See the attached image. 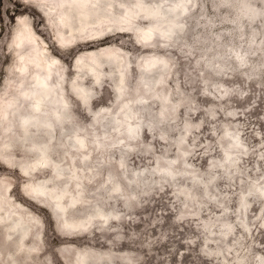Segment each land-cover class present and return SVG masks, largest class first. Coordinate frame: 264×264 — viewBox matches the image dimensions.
I'll return each instance as SVG.
<instances>
[{"label":"rangeland","instance_id":"rangeland-1","mask_svg":"<svg viewBox=\"0 0 264 264\" xmlns=\"http://www.w3.org/2000/svg\"><path fill=\"white\" fill-rule=\"evenodd\" d=\"M137 1L114 0V16L136 12ZM140 1L161 4L167 20L140 15L122 30L113 22L100 38L61 47L41 5L0 0V94L19 79L14 35L23 17L59 58L70 103L68 121L56 125L47 144L61 176L51 168L30 178L18 170L20 161L37 158L32 145L47 136L25 134L17 121L11 130L0 122V145L16 161L8 166L9 157L0 155V189L2 180L9 181L26 221L29 214L38 220L25 239L38 246L31 254L17 251L20 233L8 239L0 224V264H70L77 250L88 264H264V0H185L187 10L176 22L166 8L179 0ZM152 25L167 36L157 33L152 43H140V28ZM91 51L102 72L98 82L75 69L76 58L84 54L88 61ZM147 55L160 57L159 65L144 68ZM117 60L125 68L121 96ZM75 83L91 93L88 108ZM125 101L129 105L120 109ZM96 113L104 114L100 123L93 120ZM128 122L139 128L135 140L126 137ZM76 133L89 143L112 142L101 153L93 148L87 163L74 155L79 195L67 182ZM122 133L125 141L115 144ZM170 161L173 173L165 169ZM30 182L70 188L80 202L68 205L67 218L92 222L81 234L63 235L71 224L64 226L29 198Z\"/></svg>","mask_w":264,"mask_h":264},{"label":"bare ground","instance_id":"bare-ground-1","mask_svg":"<svg viewBox=\"0 0 264 264\" xmlns=\"http://www.w3.org/2000/svg\"><path fill=\"white\" fill-rule=\"evenodd\" d=\"M30 1L44 8L46 17L55 30V38L61 47L74 46L81 42L100 38L107 33V29L113 22L119 24L118 27L122 30L123 23L128 25L129 22L134 21V19H137L140 15L151 18L154 14L158 13L159 15H156L158 20L162 22L167 20V15H163V6L161 4L158 3L151 6L140 0L135 3L136 12H131L130 10L127 11L125 15L121 14L120 17L114 16V11L116 9L114 0ZM169 9L173 11V17H171L170 20L176 22L186 12V2L185 0H179L178 3L167 6L166 10ZM157 33L163 38L168 34H166L165 30H161L158 25L140 28V43L145 45L152 43ZM40 39L43 45H41ZM14 46L18 58L17 76L19 79L16 83L10 84L12 90L5 92V96L0 94V122L5 124L7 130H11L17 121L25 134L31 133L32 130L34 133L45 134L47 136V141H45L44 144L32 145V148L38 153L37 158L30 162L24 160L20 161L16 168L21 170L28 178L32 176V172H36L43 168H51L52 174L61 176L62 171L59 169V163L51 157L47 146L48 142H53L56 125L58 124L63 127L64 123L68 121L70 113V103L64 93V87L62 85L63 72H61V67L59 66L60 60L49 53L47 43L37 35L32 24L23 17H19V26L14 35ZM104 51L108 52L109 55L113 53L110 49ZM89 56H92L91 59L84 61V54H80L75 60V69L78 71H88L92 79L98 82L102 75V72L96 66L99 61L93 55L92 51L89 53ZM160 60L161 58L156 55H147L143 59L142 66L147 69L148 67L159 65ZM118 67L120 83L117 96H121L123 94L121 83L125 81V68H122L119 61ZM74 88L81 105L88 108L92 98L89 90L84 86H80L79 83H75ZM128 105L129 103L125 101L124 104H121L120 109ZM122 112L125 117H131L128 113V109H124ZM93 115V120L97 123H100L104 118V114L97 116L96 113ZM117 126L118 130H121L119 123ZM138 129V126L135 127L132 122H128L125 125L124 130H126V137L128 140L136 139L137 133L139 132ZM122 134L123 135L120 134L118 141H113L115 144L125 141V133ZM73 138L74 142L72 145L75 146V150L71 153L72 159L68 162L71 168L69 172L71 177L67 182L72 183L71 188H74L79 195L80 181H77L75 177H78L80 173L76 170L78 164L73 159L74 155L80 154L83 157L80 159L81 162L87 163L93 148L101 153L105 151L106 143L109 144L112 142H105L104 139H93L90 142L92 145H90L86 137L80 133L73 135ZM6 148L7 146L0 145V155H3L4 158L9 157L10 160L5 159L6 165L14 166L16 161L6 154ZM172 164L173 161H170L168 168H165L166 171L173 173ZM1 183L0 224L6 227L7 238L11 239L13 232H18L20 236L17 251L29 252L28 254L37 252L38 246L36 244L33 246L27 245L25 239L30 234V227L36 226L31 223L38 220L35 216L29 214L27 222L22 205L17 204L11 198V194L9 193L11 183L7 180H2ZM115 188L119 189V186L115 185ZM25 191L29 194L31 200L50 208L56 219H62L64 226L71 224L70 229L63 232L65 236H73L76 232H79V234L83 233L92 222L91 218H87L85 221H69L66 216L68 205H78L80 197L75 195V193L71 194V189L68 187L62 189V191H56L52 189L51 184L47 185L44 182H30L27 184ZM57 213L61 214L62 217H59ZM99 215L103 216V213H99ZM39 229L40 226L37 227L38 238L40 236ZM10 256H12V254H10ZM86 258L85 253L81 250H77L70 264H88Z\"/></svg>","mask_w":264,"mask_h":264}]
</instances>
